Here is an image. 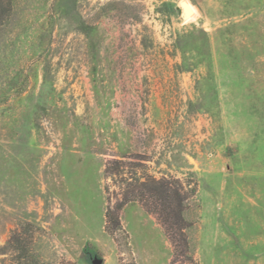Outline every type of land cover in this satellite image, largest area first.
Masks as SVG:
<instances>
[{
    "label": "rangeland",
    "instance_id": "374dc122",
    "mask_svg": "<svg viewBox=\"0 0 264 264\" xmlns=\"http://www.w3.org/2000/svg\"><path fill=\"white\" fill-rule=\"evenodd\" d=\"M22 227L45 264H264V0H15L0 264Z\"/></svg>",
    "mask_w": 264,
    "mask_h": 264
},
{
    "label": "trees",
    "instance_id": "16d2710c",
    "mask_svg": "<svg viewBox=\"0 0 264 264\" xmlns=\"http://www.w3.org/2000/svg\"><path fill=\"white\" fill-rule=\"evenodd\" d=\"M15 0H0V26L3 25L13 12ZM158 188L150 189L149 193H141L140 197L148 210L156 214L162 222L164 228L168 231V198L171 192V186L168 181H161ZM144 188V187H143ZM147 190L144 188V191ZM139 196V195H138ZM146 197V198H145ZM131 201L127 196L124 199L125 204ZM120 205L118 208L123 207ZM111 220L108 216V230L111 229ZM174 243V241L172 240ZM33 235L24 227L14 231L8 239L2 254H10L4 264H45L32 249ZM175 244V243H174Z\"/></svg>",
    "mask_w": 264,
    "mask_h": 264
},
{
    "label": "bare ground",
    "instance_id": "6f19581e",
    "mask_svg": "<svg viewBox=\"0 0 264 264\" xmlns=\"http://www.w3.org/2000/svg\"><path fill=\"white\" fill-rule=\"evenodd\" d=\"M186 4V3H185ZM183 7H184V9H186L187 10V12H189L190 11V7L189 8H187V4H186V6H184V5H182Z\"/></svg>",
    "mask_w": 264,
    "mask_h": 264
},
{
    "label": "water",
    "instance_id": "95a60500",
    "mask_svg": "<svg viewBox=\"0 0 264 264\" xmlns=\"http://www.w3.org/2000/svg\"><path fill=\"white\" fill-rule=\"evenodd\" d=\"M181 5H184V6H186V4H185V2H182V4ZM185 13V12H184ZM185 15L187 16V13H185Z\"/></svg>",
    "mask_w": 264,
    "mask_h": 264
}]
</instances>
